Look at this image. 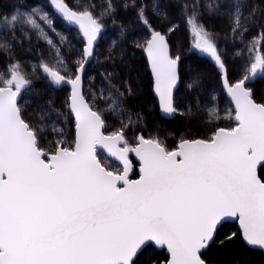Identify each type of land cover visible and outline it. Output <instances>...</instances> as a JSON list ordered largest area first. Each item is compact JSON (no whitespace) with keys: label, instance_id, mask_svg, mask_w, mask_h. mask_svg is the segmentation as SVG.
<instances>
[{"label":"snow or ice","instance_id":"snow-or-ice-1","mask_svg":"<svg viewBox=\"0 0 264 264\" xmlns=\"http://www.w3.org/2000/svg\"><path fill=\"white\" fill-rule=\"evenodd\" d=\"M118 8L131 15L118 18ZM204 14L226 20L232 57L240 60L235 73ZM106 19L119 36L105 59L142 49L166 116L191 117L194 103L208 120L221 119L218 105L200 102L202 62H209L233 105L226 115L234 126L214 128L206 138L181 136L170 147L163 125L148 135L137 127L144 114L126 106L133 88L117 79L115 68L104 69L98 87L95 77L86 86V74L100 62ZM57 20L75 30L81 47L57 31ZM33 36L46 43L47 54L27 72L15 57L25 42L31 48ZM0 52L9 61L8 74H0V264H142L149 250L166 255L148 264H208L205 252L233 218L243 240L264 249V83L257 87L264 81V9L251 0H104L99 11L79 0L75 7L67 0L43 6L25 0L0 8ZM41 79L53 94L70 88L63 103L75 116L71 142L55 121L58 138L44 135V115L61 111L55 95L38 123L21 103ZM178 84L192 93L184 110L174 98ZM110 120L119 127L109 132ZM98 148L122 166L102 159ZM129 153L139 158L136 179ZM233 238H240L237 232L226 236Z\"/></svg>","mask_w":264,"mask_h":264},{"label":"trees","instance_id":"trees-1","mask_svg":"<svg viewBox=\"0 0 264 264\" xmlns=\"http://www.w3.org/2000/svg\"><path fill=\"white\" fill-rule=\"evenodd\" d=\"M6 1L8 0H0V8L7 9ZM82 1L84 2L86 0ZM123 1L128 2V0ZM26 2L31 5L36 4V0H26ZM67 2L70 6L73 5V0H67ZM251 2L259 6L261 9H264V0H251ZM118 13V18H126V16L131 15V13H125L122 8L118 9ZM202 19L207 27H215L217 31L224 29L226 26V20L222 18L209 17L207 14H204ZM105 24L106 30H109L112 26L110 19H106ZM24 48V52H27L31 56H36L38 54L39 47L33 42L31 48H29L28 44L25 45ZM186 56L189 57V63H192L195 60V57L189 53L186 54ZM114 60L115 62L108 60L104 69L107 68L112 70L115 68L117 79L126 80L132 85L133 94L128 97L127 105L134 113L142 112L147 125L150 128L160 124L170 127L177 136H186L188 138H203L207 135L210 126L202 118L201 114H198L197 112L191 117L177 116L171 121L160 117L158 106L155 104L154 96L152 94V78L142 49L126 51L123 57L117 55ZM8 63L9 61L6 54L0 52V64L6 66ZM229 67L230 71L234 73V64L229 63ZM103 71L101 73H103ZM201 71L203 74L204 85L207 81H213L214 83L218 81L219 78L211 63L202 62ZM262 83H264V81L258 82L257 85L260 86ZM33 87L34 92L43 98V101L41 102L42 104L39 105L42 107L47 100L45 97V85L41 81H36ZM181 87L180 84L177 94L182 91ZM58 93V95L62 96L64 90L59 91ZM190 95H192V93ZM151 106L153 107L152 111H149ZM232 232H237V235L240 238H233L232 240L226 239V236H230ZM164 255H166V252L164 251L156 250L153 252L152 250H149L141 258L142 264H148L149 259L154 257L163 259ZM204 258L209 264H264V250H256L247 247L242 240L237 224L228 223L218 232L216 242L205 252Z\"/></svg>","mask_w":264,"mask_h":264},{"label":"rangeland","instance_id":"rangeland-1","mask_svg":"<svg viewBox=\"0 0 264 264\" xmlns=\"http://www.w3.org/2000/svg\"><path fill=\"white\" fill-rule=\"evenodd\" d=\"M6 2H7V8H8V6L11 4L25 2V0H8ZM118 2L123 3L124 1L118 0ZM131 2H132V0H128L127 3L131 4ZM47 3H48V0H36V4L33 6H43ZM103 3H104V0H86L84 2L82 0H79V4H82V5L95 4L97 11L100 10ZM76 5H77V0H73L72 6L75 7ZM183 26H184L183 24H180L181 35H182V37H187V33H186ZM56 27H57V31L65 32L66 34H70V36L73 38V43L76 44L77 48L81 47V44L79 43V37L75 36V30L74 29L71 30V32H69L66 25L64 23H62L60 20L56 21ZM208 28L210 31H213L214 33H216L218 35L220 47L226 48L228 50V56H229L230 63L234 64V66H235L234 67V73H235L240 66V60H239V58L232 57V52L234 49H233V46L231 43V36L228 33L227 22H226V26L224 27V29H221L220 31H217V29L215 27H209L208 26ZM259 31H260L259 29H256L255 31H251L250 33H247L246 39L251 40V38L253 36H257L259 34ZM106 32H107V35L105 36L104 40L100 42V45H99L98 51H99V61L100 62L99 63H93L91 70L86 74V86L88 83V79L90 77H95V79L92 80V84L98 87L100 79H101V72L103 71L104 66L106 65V62L108 61L105 59V55L107 54V50L110 46L111 40L113 38H118V36H119V28H118V26H114L113 24L109 30H106ZM50 35H52L54 39H58V37L55 35V33H50ZM33 43L39 47L38 48V54L36 56H31L27 52H24L25 48H23L22 51L17 50L16 57H15L16 59L21 61L24 70L27 72H31V64L38 60L41 52L47 54V45L43 40H40L37 42L35 39V36H33ZM173 43H175V41H173ZM25 45H27V42H25L24 47H25ZM186 54H188V53L185 52V55ZM0 74H5V75L8 74L7 65L5 66L3 64H0ZM39 81L44 83V81L42 79ZM35 82L36 81H34V83ZM181 86H182L181 87L182 91L176 95L175 99H176L177 103L180 105L181 109L184 110L187 107L188 101H190L192 99V95H190L191 90L187 89L183 84H181ZM257 87H259V86L257 85ZM33 89H34V87L32 88L31 91L24 93V99L21 101V103L24 105L25 111L28 113L29 118L34 123H38L40 121V117L42 115H44L43 111L41 110L42 107L39 106L40 104H42L41 102L43 101V98H41L42 96L37 95ZM63 90H64V93L62 96H60V95H58L59 91L54 93V94L50 93L49 90L45 86V97H46V99L49 100L52 97V95H55L56 96V106L61 109V111L59 113L52 112L48 115H44V123L49 126L46 128L44 135H45L46 139H48L50 141L58 138L57 133H55L51 130V125H52L53 121H55L60 127L64 128V138L67 141L71 142L72 140H74L75 120L73 119L70 110L63 103L65 98L67 97L70 89L66 87ZM130 96L131 95L127 96V99ZM213 96H215V99H213ZM154 100H155V98H154ZM229 100L230 99L228 98L226 91L223 90L219 79L215 83L213 81H210V82L207 81L206 82L203 90L200 93L201 105L202 106H205V105L211 106L213 104L218 105V107L220 109L221 119L218 121L208 120L207 113L203 110V107L198 110L195 108V104L193 103V111L195 113L197 112L198 114H201L202 118L210 126L209 132L203 138H206L207 136L211 135V131L214 128L227 127L230 125L234 126V119L232 117L226 115V111L233 108V105L229 102ZM155 104L158 106V103L156 100H155ZM126 106L129 108L128 105H126ZM152 108L153 107L151 106L149 111H152ZM177 116H182V117L185 116L186 117V115H181L180 113H177ZM221 125H223V126H221ZM116 127H119V123L114 121V120H110L109 121V127H108L107 131H109V132L113 131ZM137 127L141 128V130L144 131L145 135H148V134L153 133L155 131V126L154 127L152 126V128H150L147 125V122L145 119L143 121V124L138 125ZM163 127L171 133V134L167 135L166 139H167L169 146L174 147L175 145H177L179 143V139L181 136H177V134L170 127H166V126H163ZM160 134L162 136H164L163 131H161ZM186 138H188V137H186ZM129 139L130 140L132 139L131 134H129ZM99 154L101 155L102 159L106 158L113 167H116V168L121 167V164L119 162H117L116 160L107 156V154L105 152L101 151V152H99ZM132 171H133L132 178L133 179L138 178V173H139L138 164L135 162L133 164Z\"/></svg>","mask_w":264,"mask_h":264},{"label":"water","instance_id":"water-1","mask_svg":"<svg viewBox=\"0 0 264 264\" xmlns=\"http://www.w3.org/2000/svg\"><path fill=\"white\" fill-rule=\"evenodd\" d=\"M144 57H145V59H146V62H147V65H148V70H149V73H150V75H151L150 65H149V63H148L147 54H146L145 52H144ZM151 78H152V76H151ZM67 88H69V87H67ZM179 88H180V84H178V90H179ZM69 89H70V88H69ZM178 90H175V91H174V98H176V95H177V93H178ZM152 94H153L155 100H156L157 103H158V110H159V115H160V117H162V118L165 119V120H169V121L174 120V119L177 117V114H176L174 117H168V116H166V115L162 112V110H161V108H160L159 97H158V95L155 93V91H154L153 88H152ZM228 98H229V97H228ZM229 99H230V98H229ZM71 114H72V113H71ZM72 117H73V119L75 120V116H74V114H72ZM101 151L105 152V153L107 154V156H109L110 158L116 160L115 157H111V156L107 153V150H106V149H99V148H98V153L101 152ZM129 159L132 161V168H133V164H134V162L138 164V171H139V168H140V162H139V158L135 156V153H129ZM116 161L119 162V163L121 164L120 161H118V160H116ZM121 166H122V164H121ZM129 174H130V176L132 177V175H133V171L131 170ZM229 223H236L237 226H238V229H239V222H238V220H235V219L233 218L232 220L229 221ZM242 240H243V238H242ZM243 242H244V244H245L247 247H249V248H251V249L264 250V249H262L260 246H249L244 240H243ZM158 251H161V250H158ZM208 264H209V263H208Z\"/></svg>","mask_w":264,"mask_h":264}]
</instances>
